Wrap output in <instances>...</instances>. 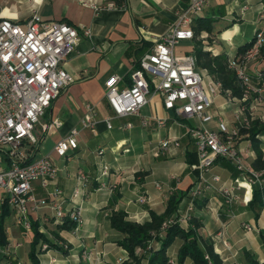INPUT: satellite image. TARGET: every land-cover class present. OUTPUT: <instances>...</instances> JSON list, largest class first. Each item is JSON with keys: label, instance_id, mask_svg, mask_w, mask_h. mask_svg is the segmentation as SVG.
<instances>
[{"label": "crops", "instance_id": "0c3cea01", "mask_svg": "<svg viewBox=\"0 0 264 264\" xmlns=\"http://www.w3.org/2000/svg\"><path fill=\"white\" fill-rule=\"evenodd\" d=\"M191 1L0 0L2 16L20 24L36 12L43 20L65 21L76 28L90 29V36L81 37L61 63L73 81L53 99L35 128L40 138L35 149L36 156L51 158L57 167L56 179L47 189L41 188L37 181L33 182L39 199L49 198V193L59 188L70 201L74 189L79 187L80 194L72 205L80 208L83 223L77 232L59 229L53 220L39 221L42 215L51 214L49 209L30 212L32 220L39 222L40 231L46 232L45 236L56 241L58 246L42 250L38 255L40 264H122L128 259V253L118 243L123 234L110 225L112 212L122 210L127 220L143 223L151 219L150 211L163 213L173 194L180 197V201L166 219L177 221L184 229L198 224L196 232L199 237L211 243L223 264H246L247 255L264 262V207L249 205L253 191L262 188L264 183L261 187L248 185L230 161L218 159L204 176L211 187L204 188L200 185L198 170L194 168L198 156L188 136V128L192 125L205 127L213 114L211 107L214 104L224 106L231 101L219 94L208 110L210 118L199 121L166 110L158 93L148 96L147 103L138 114L127 116H115L104 97L105 82L112 75L121 76L120 86L130 83V73L139 58L151 51L170 30L177 12ZM261 12H264V2L254 1L248 9L242 10L238 0H207L192 26L197 25L198 19L208 18L212 22L211 31L202 30L191 40L181 42L175 47V54L181 56L194 52L195 45L199 43L212 55L225 54L238 61V47L252 40L255 31L264 22ZM263 68L264 54L256 61L244 64V69L250 74ZM206 77L209 81L210 76ZM87 104L95 108V123L92 127L82 128L80 121L87 111ZM108 117L110 128L105 122ZM143 118H148L151 125L143 126ZM154 118L165 119V125L154 128ZM219 119L228 129L234 128L235 124L229 126L220 116L217 126ZM51 122L56 123L47 132H42V125ZM72 128L79 129L77 148L60 157L53 147ZM162 139H175L179 144H170L160 151L158 144ZM239 139L242 142L238 144V150L243 162L251 166L256 153L247 135L241 134ZM261 139L264 144V135ZM105 165L108 175L104 179L109 185L102 188L99 174ZM78 170L85 174V181L78 179ZM211 174H217L221 181L213 182ZM237 177L242 187L238 189L239 197L231 207L232 214H228L218 188L221 183L229 184ZM156 183L160 188L156 187ZM111 185L115 187L110 188ZM197 187H201V193L194 199L191 218L180 221L189 193ZM140 197H145L146 201L139 202ZM8 212V216H12L11 211ZM12 222L16 224L14 219ZM244 224L251 226V230H246ZM4 228L7 244H11L10 256L19 259L21 251L18 248L23 245L19 242L21 246H15L17 242L14 243L11 228L5 223ZM24 232L28 233L30 242L31 231ZM57 235L61 240L56 239ZM182 243L181 238L174 240L167 250L168 258L177 262ZM153 245L158 248L160 242L155 241ZM29 247L26 257H21L26 262H29ZM83 252L91 253V259H83ZM136 252L141 253L142 249L137 248ZM184 264L194 262L186 258Z\"/></svg>", "mask_w": 264, "mask_h": 264}, {"label": "built area", "instance_id": "2783aa9c", "mask_svg": "<svg viewBox=\"0 0 264 264\" xmlns=\"http://www.w3.org/2000/svg\"><path fill=\"white\" fill-rule=\"evenodd\" d=\"M238 1L242 10L248 9L254 1L261 4L264 2ZM206 2L207 0H192L187 7L177 12L170 30L150 52L139 58L138 66L130 73L128 85L120 86L122 78L117 74L105 82L104 97L115 116L138 114L140 108L147 103L148 96L158 93L162 97L164 108L176 115L199 121L210 118L208 110L214 98L222 93L221 84L209 77L208 84L204 85L193 51L181 56L174 51L178 44L194 37L192 22L201 13ZM260 17L264 19V12H261ZM89 36L90 29L87 27L76 28L65 21L43 20L36 12L24 24H20L2 16L0 11V216L4 207H7L15 223L25 231L31 230L33 220L30 212L38 209L51 211L50 215L39 217L41 223L53 220L56 224H62L70 220L74 222V232L83 223L80 208L72 205L80 194L79 187L74 189L70 201L59 188L50 192L49 198L39 199L33 182L37 181L41 188L47 189L56 179L57 167L51 158L47 155L36 156L35 149L40 138L36 135L35 128L53 99L73 81L72 76L61 66L62 61L81 37ZM263 46L264 22L255 31L250 47L238 61L230 63L242 86V96L233 113L235 122L240 125L248 124L247 114L252 113L257 105L264 107V83L253 84L252 76L244 69V64L255 61L260 55ZM255 77L260 78L261 74L256 72ZM225 92L229 93V90ZM251 93L257 95V105L248 104ZM94 117V106L87 104V111L80 121L81 127L94 126ZM153 121L154 128L165 125V119L154 118ZM105 122L110 128V117ZM55 123L42 125V132H47ZM141 124L149 126L151 121L143 118ZM78 132V128H72L67 136L55 144L54 152L65 157L70 150L77 148ZM187 133L197 152L198 163L194 168L198 170L201 186L211 187L204 176L219 158L230 161L248 185H263L264 169H255L245 164L233 143L237 129H228L222 119H219L218 130L192 125ZM170 144L177 146L179 143L175 139H162L158 149L165 150ZM77 174L81 182L86 180L82 170H78ZM107 175L108 167L105 165L99 174L102 188L109 185L104 179ZM211 180L216 183L221 181L217 174H211ZM156 187L160 188V185L156 183ZM241 187L242 183L237 177L229 184L221 183L218 188L228 214H232L231 207L238 199L237 191ZM200 193L201 187L190 191L180 221L191 218L194 199ZM138 200L141 203L146 201L145 197ZM69 204L71 206L68 207ZM173 222V219L168 218L161 227L164 229ZM245 227L247 230L251 229L249 225ZM15 246H21V243L17 242ZM10 248L11 244L0 247V264H29L11 257ZM47 248L46 243L41 244V250ZM205 257L208 258L207 255ZM82 258L90 260L91 253L83 252ZM166 264H176V261L169 258Z\"/></svg>", "mask_w": 264, "mask_h": 264}, {"label": "trees", "instance_id": "16d2710c", "mask_svg": "<svg viewBox=\"0 0 264 264\" xmlns=\"http://www.w3.org/2000/svg\"><path fill=\"white\" fill-rule=\"evenodd\" d=\"M198 19L197 25L192 26L194 36L200 31H211V20ZM252 40L238 47L237 55L239 58L250 47ZM195 56L198 65L207 70L209 76L222 86V92L230 90L233 96H240L242 93V86L236 77L234 70L230 67V63L234 58H229L225 54L212 55L209 51L203 50L202 46L197 43L194 47ZM264 52V46L262 53ZM236 59V57H235ZM138 66V62L136 67ZM246 71V70H245ZM247 72V71H246ZM261 74L260 78H256L255 74H250L253 78V84L264 83V68L258 70ZM248 73V72H247ZM260 81V82H259ZM257 82V83H256ZM259 82V83H258ZM239 133L248 134L247 138L251 144L252 149L256 153V157L252 163L255 169H264V155L262 149L260 150L261 135H264V124L253 123L251 126H239ZM222 159V158H219ZM180 197L171 195L168 199L166 209L163 213H156L150 211L151 219L143 223H137L126 219V213L122 210L113 211L110 216V225L112 228L118 230L123 234V238L118 243L127 251L128 259L122 264H166L168 261L167 250L176 238L183 240L182 245L178 250L177 264H184L186 258H190L194 264H223L219 255L213 250L211 243L202 240L196 228L194 227L184 229L177 221L170 223L161 230L162 223L169 217L177 207ZM250 206L258 205L264 207V186L253 191L252 200L249 202ZM8 208L4 207L0 216V245L7 244V237L4 228V219L8 216ZM74 222L66 220L62 224H57L59 229H72ZM160 232L162 235L160 236ZM32 239L28 252V259L30 264H40L38 255L41 253V244L46 243L48 247H58L56 241L48 239L42 232L39 231V222L32 221L31 223ZM57 240L61 238L57 235ZM159 241L160 245L155 248L153 242ZM141 248L142 252L137 253L136 249ZM208 256V258L205 257ZM246 264H264L258 262L255 258L247 255Z\"/></svg>", "mask_w": 264, "mask_h": 264}, {"label": "rangeland", "instance_id": "374dc122", "mask_svg": "<svg viewBox=\"0 0 264 264\" xmlns=\"http://www.w3.org/2000/svg\"><path fill=\"white\" fill-rule=\"evenodd\" d=\"M263 54H264V52L262 53V50H261L260 55L255 59V61L257 59H259L261 56H263ZM201 74H202L204 83H207L208 79H207L206 76H209L208 72L206 70L203 71V69H201ZM221 95L226 97V98H228L231 102H227L224 106H220V107H218L217 104H214L211 107V110L213 111L212 112L213 114H212L210 120L207 123H205V127L207 129H209V130H211V128H214L215 130H218V126H217L218 116L224 118L225 121H227V124L229 126H232V125L235 124L234 125V129H237V135H235V138H234L235 140L233 141V143L236 146V148L238 149V144L240 142H242V140L239 139V137L241 135L239 133L240 124L238 122L235 123V118H234V114L233 113H234V108H236L237 105H238V100L242 96V93H241L240 96H233L231 91L229 90V93L222 92ZM249 96H250V100H249L248 104H253V105L256 104L257 95L251 93V94H249ZM232 102L236 103V105H234V103H232ZM247 118H248V122H247L248 124L247 125H243L245 127L251 126V124L258 123V122H259V125L260 124H264V107L261 106V105H257L256 109H254L252 111V113L248 112ZM242 134L248 136V134H246V133L245 134L242 133ZM260 141H261L260 150L262 149V151H263L264 150V144H262L263 140L260 139ZM263 155H264V151H263ZM12 221H13V217L12 216H7L5 218V220H4V223L6 224V226L8 228H11L12 234H13V237H14V243H16V242H21L22 243L23 247L18 248V250H19V252L21 251L20 252L21 253V257H26L25 253H27V249H28V247L30 245L28 233L24 232V229H21L19 225L14 224ZM245 225H248V224H244V228L246 229ZM161 229L163 230L162 227H161ZM39 231H40V229H39ZM40 232L43 233V231H40ZM45 233L46 232H44L43 234L45 235ZM47 247H48V245H47ZM21 257H18L19 260L22 259ZM176 264H177V262H176Z\"/></svg>", "mask_w": 264, "mask_h": 264}]
</instances>
